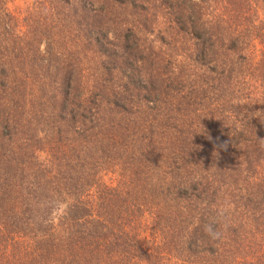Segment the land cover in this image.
Listing matches in <instances>:
<instances>
[{
    "label": "trees",
    "instance_id": "trees-1",
    "mask_svg": "<svg viewBox=\"0 0 264 264\" xmlns=\"http://www.w3.org/2000/svg\"><path fill=\"white\" fill-rule=\"evenodd\" d=\"M9 1L0 264H264V0Z\"/></svg>",
    "mask_w": 264,
    "mask_h": 264
},
{
    "label": "clouds",
    "instance_id": "clouds-1",
    "mask_svg": "<svg viewBox=\"0 0 264 264\" xmlns=\"http://www.w3.org/2000/svg\"><path fill=\"white\" fill-rule=\"evenodd\" d=\"M222 228L223 225L216 222L206 223L203 226V231L205 235L208 236L210 239L218 240L221 238Z\"/></svg>",
    "mask_w": 264,
    "mask_h": 264
},
{
    "label": "rangeland",
    "instance_id": "rangeland-1",
    "mask_svg": "<svg viewBox=\"0 0 264 264\" xmlns=\"http://www.w3.org/2000/svg\"><path fill=\"white\" fill-rule=\"evenodd\" d=\"M25 0H11L9 1L8 3V6L11 8V9H17V8H20V7H25Z\"/></svg>",
    "mask_w": 264,
    "mask_h": 264
}]
</instances>
